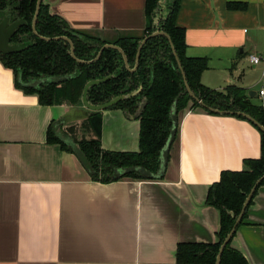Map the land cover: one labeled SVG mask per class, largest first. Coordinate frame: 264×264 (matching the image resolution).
<instances>
[{"label":"crops","instance_id":"1","mask_svg":"<svg viewBox=\"0 0 264 264\" xmlns=\"http://www.w3.org/2000/svg\"><path fill=\"white\" fill-rule=\"evenodd\" d=\"M44 2L72 28L102 38L140 36L147 24L146 0ZM176 20L185 28L186 54L209 59L204 85L222 90L235 84L253 92V103L259 104L255 96L263 101L252 89L256 76L264 80V0H182ZM253 54L259 63L251 61ZM242 68L249 73L239 84ZM78 111L88 110L67 101L41 104L36 93L15 85L0 60V264H178V243L217 241L220 212L206 204L208 191L223 170H241L244 159L260 157L255 125L231 114L183 109L163 178L103 183L91 178L79 148L67 151L47 141L51 123L60 132L81 123L67 121ZM101 115L104 149H139L135 115L121 109ZM231 246L248 264H264V185Z\"/></svg>","mask_w":264,"mask_h":264},{"label":"trees","instance_id":"2","mask_svg":"<svg viewBox=\"0 0 264 264\" xmlns=\"http://www.w3.org/2000/svg\"><path fill=\"white\" fill-rule=\"evenodd\" d=\"M181 1L171 0L168 5V16L155 25V9L159 0H146L147 24L143 34L140 36L125 34L107 39L92 32L72 28L63 17L51 13L44 0L36 20V34L33 31V20L37 0H0V12H4L11 21L19 19L24 21L11 38L10 45L13 50L0 52V60L4 67L14 73L15 85L18 88L26 93H36L43 105L60 104L62 101L76 105L82 104L83 90L88 81L111 76L108 80L89 88V102L103 104L114 97L125 95V98L109 109H121L127 114L136 115L139 119V149L108 150L102 147L100 139L101 111H90L85 121L96 138L84 137L77 143L91 165L90 175L95 181L108 183L124 177L148 179L136 171L118 174L119 170L136 165L154 173L159 172L161 151L172 128V109L175 102L178 114L183 109L193 107L215 113L190 96L181 67L191 90L205 105L225 112H246L264 125V99L259 104L253 103L246 89L235 84L228 85L222 90L211 89L203 84L201 78L209 67V59L190 57L186 54L185 28L176 22ZM228 5L237 7L239 4ZM158 29L165 31L170 38L161 34L150 37L141 49L139 64L134 71L126 67L123 53L112 47L106 48L97 60L91 63L82 62L93 60L105 43H112L124 51L130 68H133L136 65L141 41ZM41 36L68 37L73 42L76 58L72 56L71 45L67 40H46ZM171 42L178 54L181 67ZM64 76L69 78L59 82L45 81L36 87L24 85L42 78ZM234 116L246 119L241 115ZM258 130L261 133L260 157L244 159V168L241 170H223L219 180L209 188L206 204L216 207L220 212L217 241L178 243L176 250L178 264L216 263L220 246L233 228L248 193L257 179L264 174V133L259 128ZM47 141L60 143L65 150L74 151V148L59 138L53 123L48 127ZM262 185L264 180L258 188ZM252 200L253 198L249 205ZM246 214L247 210L243 220ZM231 240L222 253L220 264H248L244 255L231 246Z\"/></svg>","mask_w":264,"mask_h":264},{"label":"water","instance_id":"3","mask_svg":"<svg viewBox=\"0 0 264 264\" xmlns=\"http://www.w3.org/2000/svg\"><path fill=\"white\" fill-rule=\"evenodd\" d=\"M170 1L171 0H159L158 6L155 9V17H154V24L155 25H158L160 20L165 19L168 16V13H169V8H168L169 6L168 5H169ZM41 3H42V0H37L36 12H35L34 20H33V31L36 34H37V31H36V20H37L39 11H40ZM1 15H2V13L0 12V17H1ZM23 24H24V21H22V20H17V21L12 22L11 24H9V18H7V17H5L4 20L2 22H0V52H4L5 53V52H10V51L13 50V47L10 45L11 38L17 32L19 26H21ZM160 34L161 35H165L168 38H170L169 35L165 31L158 29V30L154 31L152 34L146 36L141 41V43L139 45V48H138V51H137L136 65H135L134 68H130L129 67V62H128L127 56L125 55L124 51L118 45L110 44V43L104 44L101 47V49L99 50L97 56L93 60L82 61V62L91 63V62L97 60L102 55L103 51L106 48L112 47V48H116V49L120 50L123 53L126 67L130 71H134L137 68L138 64H139L140 53H141V49H142L144 43L150 37L155 36V35H160ZM41 38L46 39V40H51V39H55V40L65 39V40H68L70 42V45H71V54H72V56L74 58H76V56H75V48H74L73 42L68 37H65V36H57V37H44V36H41ZM171 45H172L175 57H176V59L178 61V64L181 67V62L179 60L178 54H177L172 42H171ZM181 70H182V74H183V78H184V82H185V86L187 88V91L189 92L190 96L193 99H195L196 101H198L202 106L207 107L209 110H211L213 112H216V113H227V114H232V115H234V114L235 115H241V116L245 117L246 120H248V121L252 122L254 125H256L264 133V125L261 124L253 116H251L250 114H248L246 112H242V111L225 112V111H221V110H218V109H215V108H211V107H208L207 105H205L201 100H199L197 98L195 93L191 90V88H190V86H189V84L187 82V79H186V76H185V73H184L182 67H181ZM68 78H69V76L54 77L53 81L59 82V81H64V80H66ZM109 78H110V76L105 77L103 79L90 80V81H88L86 83V85L84 87V90H83L82 101H83L84 106L88 110H90V111H103V110L107 109L108 107H111L112 105L117 103L119 100H121V99L126 97V96H123V95L117 96V97H115V98L111 99L110 101L105 102L103 104H92V103L89 102V100H88V90H89V88L91 86L95 85V84L102 83V82L108 80ZM50 79H52V78H42V79L34 81V82L30 83V84L28 83V84H24V85H27V86H38L41 83H43V82H45L47 80H50ZM250 96H253V92L250 93ZM75 111L76 110L72 109V110H70L68 112V114L71 115ZM77 113H78L77 117H73L72 119H67V121L72 122V121L79 120V119H87L89 117V113L87 111H85V112L78 111ZM132 117H134V116H132ZM178 122H179V117H178V113H177V109H176V102H175L174 105H173V109H172V128H171L169 136H168V138L166 140V143H165V145H164V147H163V149L161 151V157H160L161 158V168H160L159 172L154 173V172L150 171L149 169H147V168H145L143 166L136 165V166L127 167L124 170H119L118 174L119 175H123V174H127L129 172H132V171H136V172L141 173L144 177H146L148 179H161V178H163L165 176V173H166V170H167L170 148H171L174 136L177 133ZM78 154H79L78 156H79L80 160L83 162L84 166L90 172L91 171V165L88 162L87 158L85 157L84 154H82L80 152ZM263 180H264V174L260 178L257 179L256 183L254 184V186L252 187V189L248 193V195H247V197L245 199V202H244V204L242 206V209H241V211H240V213H239V215H238V217L236 219V222H235L233 228L227 234L226 238L224 239V241L222 242V244L220 246V249H219V252L217 254V259H216V263L215 264H220L222 253H223L226 245L233 238V235L235 234L237 227L239 226V224L243 220L244 214H245V212L247 210V207L249 206V203H250L251 199L253 198V195H254L255 191L257 190L258 186L261 184V182Z\"/></svg>","mask_w":264,"mask_h":264},{"label":"rangeland","instance_id":"4","mask_svg":"<svg viewBox=\"0 0 264 264\" xmlns=\"http://www.w3.org/2000/svg\"><path fill=\"white\" fill-rule=\"evenodd\" d=\"M92 33L97 35L96 32H92ZM243 69L244 68H242L241 72L236 74L239 77L241 76V80L238 81L239 84L242 83V79L244 78V76L249 73L248 72L249 68H245V70H243ZM263 85H264L263 77L261 75H258V76H256V82L254 84V89H252V90L257 92L260 90V88H262ZM252 100L256 103L261 102V99L258 96L252 97ZM78 105H82V104H78ZM85 120L86 119H79L78 121L81 123H78V122L76 123L75 121H73V122H75V123H73V125H69V126L65 127V129L67 131H64V130H61V132L58 131L59 129H58V127H56V125L53 128H54L55 132L57 133V135L59 136L60 139L65 141L71 148H74L77 150L78 149L77 141H79L80 139H83L84 137H87V135L91 131V129L88 128V124Z\"/></svg>","mask_w":264,"mask_h":264},{"label":"flooded vegetation","instance_id":"5","mask_svg":"<svg viewBox=\"0 0 264 264\" xmlns=\"http://www.w3.org/2000/svg\"><path fill=\"white\" fill-rule=\"evenodd\" d=\"M2 13V15H1V17H0V22H2L3 20H4V18L5 17H7V18H9L4 12H1ZM20 20V19H19ZM14 21H17V20H14ZM14 21H11V19L9 18V24H11L12 22H14ZM23 21V20H22ZM66 37V36H65ZM65 40V39H64ZM68 41V40H67ZM69 42V41H68ZM70 43V42H69ZM106 44V43H105ZM110 44H112V43H110ZM97 56V55H96ZM130 67V66H129ZM134 68V67H133ZM111 77V76H110ZM53 79L54 78H52V79H50V80H47V81H53ZM103 79V78H102ZM94 80V79H93ZM44 83V82H43ZM30 84V83H29ZM31 87H34V86H31ZM36 87V86H35ZM123 96H125V95H123ZM115 98V97H114ZM113 99V98H112ZM110 101V100H109ZM108 102V101H107ZM82 104H83V101H82ZM113 106V105H112ZM110 107H108L107 109H109ZM87 109V108H86ZM88 110V109H87ZM106 110V109H105ZM88 113H90V110H88L87 111ZM135 117H137L136 115H135ZM254 196V195H253ZM248 208H249V206H248Z\"/></svg>","mask_w":264,"mask_h":264},{"label":"built area","instance_id":"6","mask_svg":"<svg viewBox=\"0 0 264 264\" xmlns=\"http://www.w3.org/2000/svg\"><path fill=\"white\" fill-rule=\"evenodd\" d=\"M250 59L255 64L259 63V61L261 60V58L259 56L254 55V54L250 55ZM259 95H260V97L264 98V87L262 89H260Z\"/></svg>","mask_w":264,"mask_h":264}]
</instances>
